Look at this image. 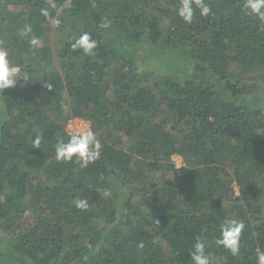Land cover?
Here are the masks:
<instances>
[{
	"label": "trees",
	"instance_id": "trees-1",
	"mask_svg": "<svg viewBox=\"0 0 264 264\" xmlns=\"http://www.w3.org/2000/svg\"><path fill=\"white\" fill-rule=\"evenodd\" d=\"M205 2L187 24L181 0H0V46L29 77L0 92V264H193L197 238L210 264H257L264 106L245 83L264 31L244 0ZM72 118L102 145L86 167L55 157ZM226 219L245 224L236 256L216 243Z\"/></svg>",
	"mask_w": 264,
	"mask_h": 264
},
{
	"label": "clouds",
	"instance_id": "clouds-1",
	"mask_svg": "<svg viewBox=\"0 0 264 264\" xmlns=\"http://www.w3.org/2000/svg\"><path fill=\"white\" fill-rule=\"evenodd\" d=\"M50 8L55 9L57 6L54 0H48ZM195 9H199L201 16L207 17L211 13V8L205 0H181V4L177 9V14L187 24H191ZM242 11L245 15H252L259 21V28L264 31V0H244ZM41 15L50 20L53 25L58 26L60 20L51 17L48 8L41 9ZM30 25H25L24 33H31ZM31 46L40 47L42 41L33 36L29 41ZM72 49H80L85 55L93 54V50L97 47V41L92 39L90 33L82 32L78 37L73 38L71 43ZM21 79L29 80L28 74L21 70L18 64L12 62L9 50L0 46V92L4 89L14 87ZM50 89L52 85L48 84ZM69 139L67 142L60 140L55 145V157L57 161L70 162L75 158L82 162L81 166L86 167L89 163L96 161L100 155L102 147L100 141L97 139L96 133L89 125H69ZM42 137L36 136L33 140V146L39 148ZM182 161L179 155H174ZM173 156V158H174ZM176 162V161H175ZM181 165V166H182ZM180 166V167H181ZM178 167V166H177ZM105 196L110 195L109 192L104 193ZM76 208L87 210L89 205L86 199H75L73 201ZM245 228L243 221L236 219H226L220 225V238L216 240L218 245H223L228 249L233 256L239 254L241 233ZM206 243L197 238L191 251V259L193 264H210L209 256L206 254ZM257 264H264V251L258 250L256 253Z\"/></svg>",
	"mask_w": 264,
	"mask_h": 264
},
{
	"label": "rangeland",
	"instance_id": "rangeland-1",
	"mask_svg": "<svg viewBox=\"0 0 264 264\" xmlns=\"http://www.w3.org/2000/svg\"><path fill=\"white\" fill-rule=\"evenodd\" d=\"M155 64L159 65L160 61L159 60L155 61ZM163 70L166 71V69H163ZM168 72H170V71L168 70ZM248 77H251V78L249 80H246L245 84H246V86H249L251 88L250 90H253L252 94L254 96H256V98L251 102V104L254 103V105H256V106H259V107L262 106L263 107L264 106V76L262 74V70L256 69L251 74H248ZM174 158H175L174 160L176 161V163H178V165H180L181 164L180 158H178L176 156H174ZM39 179H43L42 174H39L38 179H36V180L38 181ZM27 216L29 219H31V217H29V215H27ZM24 231H26V229H24ZM17 233H14L12 230V231H9L7 235L10 238L11 237L14 238ZM1 240H2V243H0V246L3 245V242H5L7 240V238L3 236L1 238Z\"/></svg>",
	"mask_w": 264,
	"mask_h": 264
},
{
	"label": "built area",
	"instance_id": "built-area-1",
	"mask_svg": "<svg viewBox=\"0 0 264 264\" xmlns=\"http://www.w3.org/2000/svg\"><path fill=\"white\" fill-rule=\"evenodd\" d=\"M73 125L74 127L75 126H78V125H89L90 126V124L86 121V120H84V119H82V118H72V119H70L69 121H68V123H67V125H66V130H67V132L69 133V131H70V129H69V125ZM175 158H173V160H174ZM175 161V160H174ZM182 161L180 160V163H181ZM177 164V166L178 167H180L181 166V164L180 165H178V163H176Z\"/></svg>",
	"mask_w": 264,
	"mask_h": 264
}]
</instances>
